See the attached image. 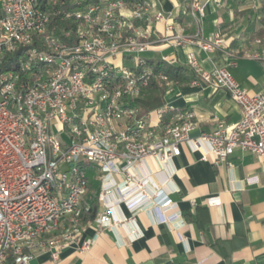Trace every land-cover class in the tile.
<instances>
[{
	"label": "built area",
	"instance_id": "built-area-1",
	"mask_svg": "<svg viewBox=\"0 0 264 264\" xmlns=\"http://www.w3.org/2000/svg\"><path fill=\"white\" fill-rule=\"evenodd\" d=\"M85 1L59 10L60 20L72 26L56 28L38 0H0V264H30L40 253L57 261L75 241L91 209L86 166L99 173L93 222L104 230L132 222L148 206L160 223L176 221L177 215H167L171 201L149 196L146 181L135 180V170L149 158L164 166L186 145L214 166L235 150L264 162V90L249 95L224 68L205 72L188 61L192 85L224 91L240 108L236 123L190 138L192 112L167 116L163 107L142 115L136 106L154 76L153 62L140 55L157 42L194 40L203 52L223 45L218 33L200 38L205 3L190 6L196 32L177 35L172 21L145 0ZM158 24L160 39L152 33ZM159 62L176 64L168 56ZM119 205L130 219L114 218ZM92 245L86 241L80 251Z\"/></svg>",
	"mask_w": 264,
	"mask_h": 264
},
{
	"label": "crops",
	"instance_id": "crops-1",
	"mask_svg": "<svg viewBox=\"0 0 264 264\" xmlns=\"http://www.w3.org/2000/svg\"><path fill=\"white\" fill-rule=\"evenodd\" d=\"M145 1L172 21L174 34L192 35L198 29L189 16L194 0ZM198 1L205 3L200 38L207 41L218 33L223 39L220 48L203 52L193 40L182 46L157 42L146 52L156 57L149 61L168 56L175 60V66L188 72L190 83L170 86L163 101L169 110L194 114L190 138L208 134L219 124L238 122L241 111L226 92L203 83L192 85L189 59L205 72L226 69L249 95L264 90V43L247 33L249 19L255 30L259 28L258 13L264 0ZM180 18L184 19L182 23L177 21ZM152 33L160 39L163 25H153ZM256 53L261 57L251 58ZM134 174L137 182L146 181L145 193L149 196L155 192L159 200L171 201L174 209L167 215H177L176 221L171 225L160 223L148 206L132 222L112 229L98 230L94 222L84 223L79 236L60 252L57 261L40 253L30 264H264L262 158L235 150L225 163L214 166L182 145L180 155L170 163L160 166L149 158ZM90 176L99 190V173L92 166L87 168V178ZM121 180L115 177L116 182ZM112 213L115 219L131 218L124 205L115 207ZM86 241H93V245L86 253L81 252Z\"/></svg>",
	"mask_w": 264,
	"mask_h": 264
},
{
	"label": "trees",
	"instance_id": "trees-1",
	"mask_svg": "<svg viewBox=\"0 0 264 264\" xmlns=\"http://www.w3.org/2000/svg\"><path fill=\"white\" fill-rule=\"evenodd\" d=\"M95 0H86L84 3H91ZM129 2H137L140 0H125ZM39 5L45 11H47L52 20V24L56 28H69L72 26L70 21L60 20V16L56 15L59 10L67 11L77 5H74L72 0H58L56 6H51L50 0H38ZM259 28L255 30V24L249 23L248 20V36L250 38H259L261 42L264 43V6L259 10ZM184 19L180 18L177 21L183 22ZM154 76L148 86V88L142 93L140 99L136 101V106L139 108L140 113L145 115L149 112H153L160 108L164 107L163 98L170 86H178V85H187L190 83L191 78L188 72L178 66H169L163 62H153L151 63ZM174 113L173 110L167 111V116H170ZM86 170L88 166L85 167ZM88 196L90 199V211L83 217V223L87 224L93 222L97 215V199L96 194L98 192V183L93 181L92 177H88Z\"/></svg>",
	"mask_w": 264,
	"mask_h": 264
},
{
	"label": "rangeland",
	"instance_id": "rangeland-1",
	"mask_svg": "<svg viewBox=\"0 0 264 264\" xmlns=\"http://www.w3.org/2000/svg\"><path fill=\"white\" fill-rule=\"evenodd\" d=\"M237 23H240V21H238ZM140 56L142 59H145V60H152V61L156 60V57L151 53H145V54H142ZM95 177H97V176H95Z\"/></svg>",
	"mask_w": 264,
	"mask_h": 264
}]
</instances>
